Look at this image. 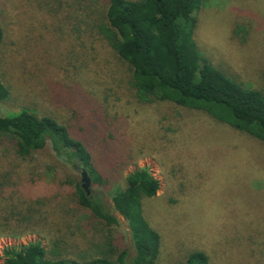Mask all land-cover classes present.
Masks as SVG:
<instances>
[{
	"label": "rangeland",
	"instance_id": "1",
	"mask_svg": "<svg viewBox=\"0 0 264 264\" xmlns=\"http://www.w3.org/2000/svg\"><path fill=\"white\" fill-rule=\"evenodd\" d=\"M106 2L0 0V78L10 92L1 113L29 109L87 142L111 170V184L92 183L91 194L119 220L107 225L79 204L69 182L81 181V173L51 147L23 161L14 142L0 136L1 206L36 217L22 236L0 226V256L6 246L31 241L49 248L55 237L72 257L103 252L110 242L132 250L112 196L129 173L149 167L160 190L143 208L161 236L160 264H184L195 249L211 264H264V142L203 111L140 103L130 66L97 29L106 23ZM197 18L202 56L238 83L264 89V0H204Z\"/></svg>",
	"mask_w": 264,
	"mask_h": 264
},
{
	"label": "trees",
	"instance_id": "2",
	"mask_svg": "<svg viewBox=\"0 0 264 264\" xmlns=\"http://www.w3.org/2000/svg\"><path fill=\"white\" fill-rule=\"evenodd\" d=\"M105 18L97 25L109 45L131 68L134 95L142 104L169 102L203 111L214 120L264 142V89L238 83L215 69L198 49L195 30L204 0H107ZM5 26L0 19V56L5 44ZM9 89L0 78V100ZM0 136L14 142V154L23 161L51 147L57 158L75 171L85 168L93 184H111V170L101 167L87 142L58 120L29 109L4 115L0 111ZM2 183V182H0ZM83 207L107 225L119 222L103 198L88 195L81 181H72ZM160 181L149 167H140L126 177V187L116 188L114 209L128 222L132 250L117 249L111 242L103 252L68 256L60 237L20 246H6L3 264H160L161 236L144 215L143 199L154 198ZM0 202V207L1 206ZM3 210V208H2ZM0 226L12 236L31 232L34 212L3 210ZM23 225H25L23 227ZM30 225V226H26ZM19 230V232H16ZM1 232V233H4ZM184 264H211L202 250H192Z\"/></svg>",
	"mask_w": 264,
	"mask_h": 264
},
{
	"label": "water",
	"instance_id": "3",
	"mask_svg": "<svg viewBox=\"0 0 264 264\" xmlns=\"http://www.w3.org/2000/svg\"><path fill=\"white\" fill-rule=\"evenodd\" d=\"M81 185L88 195L91 194L92 179L85 168L81 169Z\"/></svg>",
	"mask_w": 264,
	"mask_h": 264
}]
</instances>
